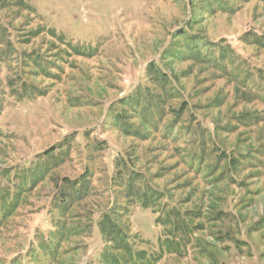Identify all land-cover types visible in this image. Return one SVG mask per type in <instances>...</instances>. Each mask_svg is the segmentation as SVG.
Instances as JSON below:
<instances>
[{
	"label": "rangeland",
	"instance_id": "rangeland-1",
	"mask_svg": "<svg viewBox=\"0 0 264 264\" xmlns=\"http://www.w3.org/2000/svg\"><path fill=\"white\" fill-rule=\"evenodd\" d=\"M22 1H0V264H264V0Z\"/></svg>",
	"mask_w": 264,
	"mask_h": 264
},
{
	"label": "trees",
	"instance_id": "trees-1",
	"mask_svg": "<svg viewBox=\"0 0 264 264\" xmlns=\"http://www.w3.org/2000/svg\"><path fill=\"white\" fill-rule=\"evenodd\" d=\"M0 1L1 2H6V0H0ZM20 3H21V5H24V6L28 7V5L24 1L20 0ZM152 65H154V64L153 63H150V66H152ZM162 78L163 79H166L165 74H163ZM127 131H129V130H127ZM55 151H56V148L54 146H52L51 148H49L46 151H44L42 153V155L45 156V157L42 158V160H44V161L53 160V161H56V164H57V160L56 159L55 160L53 159V157L55 155L54 154ZM230 163H232V162H230ZM43 177H44V175H42V176H39L38 175L37 177L35 176L33 181H38L39 182V180L42 179ZM83 177H86V176H83ZM24 179H25V177L23 176V180ZM24 181H22V182H24ZM42 181H44V180H42ZM63 181L64 182H68V183H66L67 188H65L63 190V192H62V193H64V194H62V196L64 198L61 199V201L63 202V204H61V209L64 212V211H67L70 208V205L68 204L69 196H70V198L72 197V199H75L77 196H79V194L82 191L80 192L79 191V188H78L79 181L69 182L68 178H64ZM84 188L87 191V188L85 187V183H82L81 186H80V189H84ZM16 205H17V203L10 204V208L9 209L10 210L11 209H14L16 207ZM113 218L114 217L112 215H111V217L105 215V218L101 220V223H99V229H100V231H101V233H102V235L104 236L105 239H107V240L109 239V241L111 240L113 242H116L119 238H122V234H123L122 231H123V229L120 228V227L114 226L115 222H114V219ZM72 228H73L72 225H69L68 226V229H72ZM60 234H62V231H60ZM57 239L60 241L59 238H57ZM122 240H124V238H122ZM60 244H61V241H60ZM113 249L115 250V248H113ZM58 253H59V251H58ZM103 261H107L110 264H121L123 262V260L119 256H117L116 254H114L112 252V248L111 247H110V249H108L105 252V256L103 255L102 262ZM129 261L130 262H133L134 260L132 258ZM102 264H104V263H102Z\"/></svg>",
	"mask_w": 264,
	"mask_h": 264
}]
</instances>
